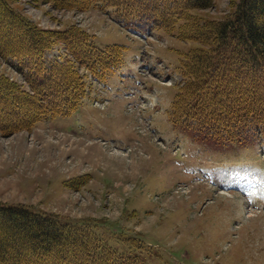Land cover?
Instances as JSON below:
<instances>
[{"label":"rangeland","instance_id":"rangeland-1","mask_svg":"<svg viewBox=\"0 0 264 264\" xmlns=\"http://www.w3.org/2000/svg\"><path fill=\"white\" fill-rule=\"evenodd\" d=\"M7 1L39 29L74 26L99 47L125 49L105 82L87 79L74 112L0 135V201L71 221L97 220L98 233L113 244L119 232L139 233L151 249L150 264H264V142L211 149L170 122L181 60L198 44L162 28L136 35L115 22L111 9ZM229 2L193 12L221 20L232 12ZM45 54L59 62L71 57L61 44ZM17 64L0 56V74L28 89Z\"/></svg>","mask_w":264,"mask_h":264},{"label":"trees","instance_id":"trees-1","mask_svg":"<svg viewBox=\"0 0 264 264\" xmlns=\"http://www.w3.org/2000/svg\"><path fill=\"white\" fill-rule=\"evenodd\" d=\"M47 1L78 11L112 9L126 28H162L196 42L181 60L183 81L169 111L173 128L217 149L264 142V0H230L232 12L221 20L193 12L215 0ZM0 32V56L18 62L28 86L0 74V135L5 137L74 112L86 94L88 75L105 81L122 64L125 49L99 47L74 26L39 29L7 0H0ZM54 44L65 46L71 57L47 59ZM97 226V220L71 221L0 201V264H150L151 249L139 233L119 232L110 237L117 241L113 244Z\"/></svg>","mask_w":264,"mask_h":264}]
</instances>
